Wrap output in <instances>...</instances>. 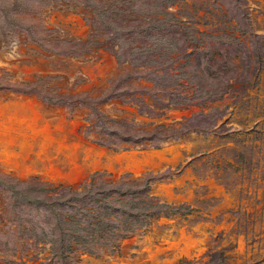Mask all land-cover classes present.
I'll list each match as a JSON object with an SVG mask.
<instances>
[{"label":"rangeland","instance_id":"374dc122","mask_svg":"<svg viewBox=\"0 0 264 264\" xmlns=\"http://www.w3.org/2000/svg\"><path fill=\"white\" fill-rule=\"evenodd\" d=\"M217 1L0 0V45L52 67L26 79L0 65V100L36 97L67 122L84 111L78 135L114 153L180 147L162 170H95L77 185L0 166V264H113L123 240L161 218L200 224L189 257L173 262L166 244L155 264H264V0ZM62 5L85 11L55 16ZM104 52L116 71L79 91L88 77L67 70Z\"/></svg>","mask_w":264,"mask_h":264},{"label":"bare ground","instance_id":"6f19581e","mask_svg":"<svg viewBox=\"0 0 264 264\" xmlns=\"http://www.w3.org/2000/svg\"><path fill=\"white\" fill-rule=\"evenodd\" d=\"M79 35L84 37L86 32L81 31ZM24 59L26 58L17 50L16 45L13 47L0 45V65L22 73L26 76V79H32V75L35 73L47 74L52 70L48 60L36 59L31 64H25ZM73 64V67L67 70L68 77H73L78 70L89 79V82L82 85L79 91L89 90L93 84L104 86L106 78L111 72L116 71L115 60L105 52L102 60L97 64L82 66L77 61ZM98 78H101V80L98 81ZM68 81H62L60 84L64 86ZM10 95L11 98L15 97L14 94L10 93ZM16 104L14 106L10 103L0 107L1 117L5 118L3 131V138L5 139L4 145L0 149V166L6 168L7 171L14 170L22 179H27L31 175L39 173L41 178L47 181L77 185L95 170L111 171L116 178L124 172H132L135 177H140L144 172H155L156 169L162 170L165 168L159 165L160 161L165 160L169 163L172 162L171 164L174 165L179 155L180 147L170 146V143L159 150L152 148L145 151L133 149L114 153L116 151L91 144L81 135H78L77 129L83 125L84 111H78L75 120L67 122L63 108H49L36 97L23 96L21 97V103ZM15 123L23 128L20 136L26 134L24 137H26V140L28 139V142L25 143L26 146L22 145L19 153L13 151L15 138L13 124ZM24 127L28 128V131H24ZM129 147L132 148V146ZM168 153L170 157L167 156ZM171 159L173 160L171 161ZM211 185L215 186L214 182ZM161 190L171 194L169 186H164ZM217 190L222 191L219 187ZM230 226L223 224L220 228L228 230ZM196 242L191 241L189 248H186L183 252L187 257H189V252L196 247ZM245 245L246 240L242 236L239 240V253L245 252ZM171 246L177 248L178 245L173 243ZM177 256L173 257V262H176ZM151 259L157 260L156 256ZM167 263H170V261H167ZM81 264H85V262H81Z\"/></svg>","mask_w":264,"mask_h":264},{"label":"crops","instance_id":"0c3cea01","mask_svg":"<svg viewBox=\"0 0 264 264\" xmlns=\"http://www.w3.org/2000/svg\"><path fill=\"white\" fill-rule=\"evenodd\" d=\"M215 1H217V0H208V2H215ZM197 2H200V0H197ZM73 7H75V6H72V5L64 6V5H62V8L56 9V11L53 14L55 16H61V15L68 16L69 14H71L72 16H78L79 17L80 16L79 14H83V11H85V9L77 7L76 8L77 14H74ZM168 10L174 11V7L171 6L170 8H168ZM158 17H160V16H158ZM73 27L76 28L77 24L74 25ZM198 28L200 29V26ZM14 95H15L14 98H11L9 96H3V99L0 103V107H2V106L4 107L6 104H10V103L15 106L16 103L17 104L21 103V97H23V96L24 97H31V96L21 95V94H14ZM24 105H25V102H24ZM4 125H5V118L3 116L1 117V114H0V149L4 145V139H5V138H3L4 137V134H3ZM13 126H14L13 129H14V137H15L14 141H13V151L19 153L21 151V146L22 145L26 146L25 143L28 142V139L26 140V137H24V136H26V134L25 135L22 134V136H20L21 135L20 132H21V130H23V128L20 127V125L15 123V124H13ZM24 131H28V128L24 127ZM23 139H24V141H23ZM9 173L11 174V176L21 178V176L18 175L14 170H10ZM161 222H163L162 218L160 220H155V221L153 220L152 223L148 227H144L140 230H135L133 233H131L126 240H123L124 246L122 248H120L121 255H120V257L118 256L117 259L115 258V260L117 262H120L121 258L122 259L125 258V259H129L131 261V262L127 261L126 264H154L155 262H157V260L155 259L156 261H154V259L152 260L151 258L153 256L154 257L156 256V258L158 259L159 253L163 251L162 248H166V249L164 250V252H162L163 254H161V255L167 257V255H169L171 253V251L167 249L166 244L171 246V244L177 243V245H178L177 248H173V249L175 251V255H180L185 251L186 248H189V244L191 241H196L197 238H194L192 236V233L190 232V230L192 229V227L194 228V226H196L200 223H198V224L195 223L193 226H190V225L185 224V223L180 225L179 223L161 224ZM177 233H178V235H177ZM193 235L195 237H198L199 234L194 231ZM166 241H167V243H166ZM159 246H162V248ZM94 258H96V260L100 261L103 258V254H102V257H100V258H97V257H94ZM109 259H111V258H109ZM135 259H137V260H135ZM115 260H114V262H113V260H111V262L113 264L117 263ZM95 261L91 262V260H89V263L91 262L90 264H95V263L97 264V262H95Z\"/></svg>","mask_w":264,"mask_h":264},{"label":"water","instance_id":"95a60500","mask_svg":"<svg viewBox=\"0 0 264 264\" xmlns=\"http://www.w3.org/2000/svg\"><path fill=\"white\" fill-rule=\"evenodd\" d=\"M166 144H168L167 142H164L162 145H161V147H160V149L161 148H163L164 147V145H166ZM150 148H152V147H150ZM153 149V148H152ZM111 150V149H110ZM168 156H170V154H168ZM156 159V161H158V159L157 158H155ZM167 161H160V163H159V165L161 166V167H166L167 166Z\"/></svg>","mask_w":264,"mask_h":264}]
</instances>
